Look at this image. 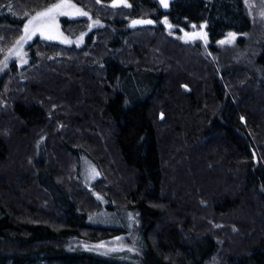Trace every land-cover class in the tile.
Masks as SVG:
<instances>
[{
  "label": "trees",
  "instance_id": "obj_1",
  "mask_svg": "<svg viewBox=\"0 0 264 264\" xmlns=\"http://www.w3.org/2000/svg\"><path fill=\"white\" fill-rule=\"evenodd\" d=\"M56 1L0 0V37ZM73 1L106 27L81 49L36 38L24 68L33 78L16 93L17 69L0 73V264H264V42H239L236 60L216 47L255 29L246 0ZM129 17H167L178 31L206 24L217 56L162 27L128 29ZM87 28L63 20L68 34ZM82 153L112 182L98 192L135 213L132 260L77 244L127 232L87 223Z\"/></svg>",
  "mask_w": 264,
  "mask_h": 264
},
{
  "label": "rangeland",
  "instance_id": "obj_2",
  "mask_svg": "<svg viewBox=\"0 0 264 264\" xmlns=\"http://www.w3.org/2000/svg\"><path fill=\"white\" fill-rule=\"evenodd\" d=\"M58 2H59V0H57L55 3H58ZM70 2L72 4H75L76 7L82 9L83 11H86L88 13V17L57 16L56 23L58 25V32L60 34H62L61 38H59V39H51L50 40V39H47L46 36L41 35L39 32H37L34 36H32V38L30 40H26V41L22 42L21 45H17V41L20 39V37L22 35H24V32H23L24 24H26L27 20L31 16H34L36 12L34 14H32L31 16H29L25 20V22L23 23L22 27H20L18 30H15V31L12 29L4 30L5 31L4 35H1V37H0V73L4 72V74H5L6 72H8L6 70L10 69V67H12V66H14L15 69H17V71H18L17 74H14L13 72H11L14 75H12V77H11V82L8 81L10 84V89H8V91H7L8 94L11 92L16 93L17 91H19L17 89L18 83L19 84L26 83V82H30L32 80L33 77H29L28 75L25 78L26 72L24 71V68L27 65H29L31 60H32V52L30 51L29 46L34 42V40L36 38L40 39L41 41L47 42V43L59 44V45L64 46L66 48L81 49L86 42V36L90 32H92L93 30H96V29H104L106 27L107 22L105 20H102V19L98 18L97 16H95L90 11V9H88L84 6L85 5L84 2H82V1L76 2L73 0H70ZM105 5H108L110 7H114V6H112V2L105 4ZM125 6H127V3L125 2V0H123L122 3L118 4L115 7H125ZM37 12H39V11H37ZM246 13H247V16L252 21V26L255 27V29H253L251 31L250 36L247 35L246 33L245 34H236L235 33L236 38L234 40H231V38L229 37V34H228L225 38L216 42L217 48L227 49L228 52L230 53L229 56L231 58H235V60L241 56L239 54L234 55L233 53H237V52L231 51V50H233L235 47H237L239 42H241V44L244 45V46L243 45L241 46L242 48L247 47L249 50L253 49V47H256L257 44H259V42L260 43L264 42V15H262V13H264V0H246ZM109 16H110L109 18H112V17H114V14H111ZM89 17L91 19H89ZM64 19H68V20L74 21V22L85 21L88 25V28L82 32H79V33L68 34L62 29ZM164 19H165L164 17L159 18V19H150V18H144V17L132 19L131 17H129L126 19V21H127L126 22V28L138 29V28L147 27V26L162 27L163 30H161V31L164 32L166 35H169V36L179 40L180 42H182L184 44L198 48L201 52V55H203L206 59L207 58L212 59L213 54L215 55V57L217 56V52L215 53V51H212V49L209 45V34H208L206 24L194 25L195 27H193V25H191V27L188 29H184V30L179 29V31H178V30H176V28L175 29L173 27L169 28L168 27L169 22H168V24L164 23ZM134 20H152L153 23L152 24H135L134 25L132 23V21H134ZM89 25H91V28H89ZM16 32L19 34H17ZM81 33H86V35H84V38L82 41L78 42V38L80 37ZM185 33H188L189 36H185ZM194 33L196 34L195 37L192 36V34H194ZM204 34H206V37L204 39H202L201 36H204ZM64 37H66L71 42L70 43L64 42V39H63ZM10 38H12V39H10ZM6 40H8V41H6ZM225 40H231V42L230 43H223V44L219 43L220 41H225ZM17 47L22 48V52L24 54L22 59L16 58L14 55L9 54L10 50H13ZM44 53H47V51H45V50L36 51V58L38 61H39V59L45 61V64L40 65L39 71L48 72L49 66H46V63H48L47 62L48 56L46 57L44 55ZM6 57H7V61H6ZM24 60H26L27 63H23ZM5 61H6V66H4ZM188 62L189 61H186V62L184 61L185 64H189ZM33 75H35V73ZM24 78H25V80H24ZM23 80H24V82H23ZM44 142L45 141L43 140L42 142L38 143V145L35 147V153L36 154L39 152V148L41 147V145ZM94 156H95V154H93V153H92V155H88V154H84V153L80 154V157L76 163V168H75V172L77 173V176H78V177H75V180L79 183L80 187L82 189H85V192H87L90 195V196H88V194H87L85 196L86 202L84 204V208L88 214L87 223H89L90 225H93V226L112 227V228L116 227V228L126 229L127 232L122 236H119V237H116V238H113V239H110V240L104 241V242H98V243H88L87 242L86 243L84 241L82 243L74 242L73 245H75L76 243L80 244L83 246L80 248V250L85 249L86 251L97 252L98 255H99V253H101L102 255L106 254V256L111 255L112 257H119V258H122V256H125V259L132 260V258H135L137 256L136 252L133 251L131 253V252L127 251V248L134 247L137 250V248H136L137 243H136V239H135L136 234H137L135 232V227H136L137 223L130 221L128 214L131 213L132 216L135 218V221H136L135 213H134V211H130V210H126L124 208L121 209V208L116 207L115 203L110 201L107 194H101L95 188V185L100 180L104 181L102 183V187L105 189H106V186H108L107 188L111 187L112 182L109 179V177H107L104 169L99 170L98 165H97V163L99 161L97 159L95 160ZM93 168L96 170L98 175H96V176L92 175L91 170ZM91 196H92V199H91ZM117 238H121V239L118 240ZM101 244H103L104 247H96V246L101 245ZM122 246L125 250L109 251V249H112V248L120 249ZM73 252H75V251H73ZM99 257H103V256H99ZM129 260H127V261H129ZM131 263L132 262H128V264H131Z\"/></svg>",
  "mask_w": 264,
  "mask_h": 264
},
{
  "label": "snow or ice",
  "instance_id": "obj_3",
  "mask_svg": "<svg viewBox=\"0 0 264 264\" xmlns=\"http://www.w3.org/2000/svg\"><path fill=\"white\" fill-rule=\"evenodd\" d=\"M123 0H112V6H117L118 4L122 3ZM159 3L164 7H168V0H159ZM27 15V14H26ZM264 15V13H262ZM57 16H66V17H75V16H82V17H88V13L86 11H83L82 9L76 7L75 4H72L70 0H59L58 3H55L47 8H45L42 11L36 12L34 16H31L28 20L27 23L24 24L23 27V32L24 35L20 37V39L17 41V45H21L22 42L26 40H30L32 36H34L37 32H39L41 35L46 36L47 39H59L61 38L62 34L58 32V25L56 23V18ZM89 19H91L89 17ZM132 23L135 24H152V20H134ZM164 23L168 24L167 17L164 19ZM168 27L171 28L172 25L168 24ZM193 27H195L193 25ZM89 28H91V25H89ZM84 35L86 33H81L80 37L78 38V42L82 41L84 38ZM195 33L192 34L193 37H195ZM185 36H189L188 33H185ZM206 37V34L204 36H201L202 39ZM229 37L231 40H234L236 38L235 33H229ZM64 42L70 43L66 37L63 38ZM231 40H225V41H220L219 43H230ZM10 55H14L16 58L22 59L23 57V52L21 47H17L13 50H10ZM7 61V57H6ZM6 61L4 66H6ZM23 63H27L26 60L23 61ZM92 175L96 176L98 173L96 170L93 168L91 170ZM129 220L138 223V221H135V218L132 216L131 213L128 214ZM118 240L121 238H117ZM96 247H104L103 244L98 245ZM117 250H125L123 246L120 249L112 248L109 249V251H117ZM127 251L133 252L136 251L134 247L132 248H127Z\"/></svg>",
  "mask_w": 264,
  "mask_h": 264
}]
</instances>
